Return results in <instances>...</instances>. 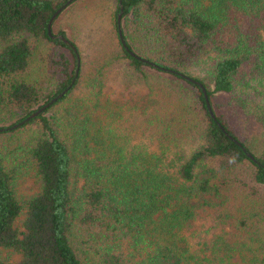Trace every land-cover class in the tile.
I'll return each instance as SVG.
<instances>
[{
    "label": "trees",
    "instance_id": "trees-1",
    "mask_svg": "<svg viewBox=\"0 0 264 264\" xmlns=\"http://www.w3.org/2000/svg\"><path fill=\"white\" fill-rule=\"evenodd\" d=\"M68 1L0 0V264H264V0H95L111 46L56 32L66 11L49 35ZM120 62L150 84L128 111L104 98ZM30 172L39 191L22 201Z\"/></svg>",
    "mask_w": 264,
    "mask_h": 264
},
{
    "label": "rangeland",
    "instance_id": "rangeland-1",
    "mask_svg": "<svg viewBox=\"0 0 264 264\" xmlns=\"http://www.w3.org/2000/svg\"><path fill=\"white\" fill-rule=\"evenodd\" d=\"M97 6L95 0H83L76 4L72 3L64 10L66 12L63 11L64 13H61L62 17L56 24V32L60 28L63 29L68 39L75 40L81 46H85L88 43H90L89 45L91 46L93 44L95 45L98 40H102L101 37H103L105 44L111 46L112 42L109 41V39L112 38V34L110 33V30L112 29V18L108 15L110 11L108 12V10H105V17L103 19L101 11L97 12V9H99ZM106 7L109 9L110 5L107 4ZM88 31H91V33L88 34ZM128 65L129 62H120L106 69L104 73V98L105 100H109L116 110L120 109L128 111L129 107L140 105L150 91V84L147 82L145 84V82L137 83L134 81H126L125 69H128ZM191 74L197 77L202 76V73L199 70H193L191 71ZM153 75L154 78H152V84L156 85V87L160 85L161 88L167 92L174 91L171 85L163 87L159 84L155 80L156 75ZM176 92L178 96L182 94L186 95L185 89H178ZM163 101L165 102L167 99H163ZM166 108L167 107L165 106L164 108L158 109L162 114H165L163 111ZM61 113H63V110H61ZM128 114L129 112L126 114V117H128ZM237 119V124L239 123L242 134H244L246 138H250L249 143L253 140L258 141V129L254 126L255 122L253 121V116L250 115V117H247V115L243 114V116L240 115ZM131 120H134V122H136V120L137 122H140L142 118L138 117L136 119L135 115ZM34 131L35 127L30 129L31 133H34ZM39 186L34 172L22 176L17 186L19 198L22 201L29 199L39 191ZM24 219V215L19 219L17 222L18 228L22 229ZM2 256L12 263H17L22 259L20 254L10 251H3ZM236 262L238 261L236 260Z\"/></svg>",
    "mask_w": 264,
    "mask_h": 264
},
{
    "label": "water",
    "instance_id": "water-1",
    "mask_svg": "<svg viewBox=\"0 0 264 264\" xmlns=\"http://www.w3.org/2000/svg\"><path fill=\"white\" fill-rule=\"evenodd\" d=\"M76 0H69L62 8H60L55 14L54 16L52 17L51 21H50V24H49V35L51 37H54L53 34H52V24L53 22L55 21V19L65 10L67 9L72 3H74ZM120 7L122 5V2L120 1L119 3ZM122 13H123V8L121 7V13L118 17L119 19V23L121 21V18H122ZM63 43H65L66 45H68L69 47L71 48H74L73 45L70 43V41L68 39H66L65 37L63 36H59L58 37ZM120 38H121V42L122 44L124 45V47L127 49V51H129V49L127 48L126 46V43H125V40L123 38V34L122 32L120 31ZM131 55L133 57H137L134 53L131 52ZM139 60L141 61H144L142 60L141 58L137 57ZM81 64V60H80V57L78 56V66H80ZM183 78H185L186 80L188 81H191L195 84H198L202 90H203V93L205 95V98H206V101H207V105H208V109H209V112H210V115L215 118V115L213 113V110L211 108V105H210V101H209V97H208V94H207V91L205 89V87L200 84L199 82L187 77V76H184V75H181ZM69 91V89L65 90L63 93H61L60 95H58L56 98L52 99L49 103L45 104L44 106H42L41 108H39L36 112H34L32 115H30L28 118H26L25 120H23L22 122L12 126V127H9L7 130H13V129H17L23 125H25L26 123H28L29 121H31L32 119L34 118H37L40 114H42L46 109L50 108L53 104H55L59 99H61L67 92ZM231 140L235 141L239 146H241V143H239L238 141H236L232 136H229ZM244 151L246 152V149L244 148ZM247 153V156L253 160V161H256L255 158L253 157V155L251 153Z\"/></svg>",
    "mask_w": 264,
    "mask_h": 264
}]
</instances>
